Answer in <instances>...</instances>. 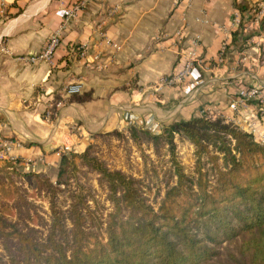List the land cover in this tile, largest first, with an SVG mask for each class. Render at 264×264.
Masks as SVG:
<instances>
[{
	"label": "crops",
	"instance_id": "0c3cea01",
	"mask_svg": "<svg viewBox=\"0 0 264 264\" xmlns=\"http://www.w3.org/2000/svg\"><path fill=\"white\" fill-rule=\"evenodd\" d=\"M188 62L189 76L161 84ZM253 87L264 93V0H0L1 166L53 174L63 146L81 154L96 134L145 123L237 126L257 115L253 102L233 111Z\"/></svg>",
	"mask_w": 264,
	"mask_h": 264
},
{
	"label": "trees",
	"instance_id": "16d2710c",
	"mask_svg": "<svg viewBox=\"0 0 264 264\" xmlns=\"http://www.w3.org/2000/svg\"><path fill=\"white\" fill-rule=\"evenodd\" d=\"M236 8L240 12L246 9L237 4ZM158 134L167 135L172 156L173 137L182 135L198 156L206 153L210 159H221L224 169H216L214 184H208L201 168L196 170V179H191L173 162L176 182L155 211L120 171L100 167L86 152L80 156L73 153V158L84 160L108 182L113 212L106 223V239L86 230L84 218L75 210L70 239L64 247L57 238L63 230L54 215L48 237L51 254L41 256L27 235L16 232L25 252L23 264H207L218 258L223 242L239 236L242 241L237 254H228L218 264H264V145L220 118L173 122ZM66 161L62 155L58 175ZM7 169L13 168L5 163L0 173H7ZM22 177L41 179L35 172H23ZM8 193L7 188L0 187L2 198L8 199ZM0 208L2 213H9L7 202ZM2 213L0 227L7 223Z\"/></svg>",
	"mask_w": 264,
	"mask_h": 264
},
{
	"label": "rangeland",
	"instance_id": "374dc122",
	"mask_svg": "<svg viewBox=\"0 0 264 264\" xmlns=\"http://www.w3.org/2000/svg\"><path fill=\"white\" fill-rule=\"evenodd\" d=\"M158 135L130 126L94 135L84 150L100 167L120 171L132 180L136 193L155 211L167 189L176 182L173 162L191 179H196V170L201 168L209 185L215 182L216 169H224L221 159L215 161L206 153L198 156L196 148L182 135L173 137L172 156L167 135ZM72 154H66L67 161L60 175L59 170L53 174L39 173L40 181L23 178V172L15 168L0 173V187L9 190V198L0 196V204L7 202L10 207L9 213L0 211L7 222L0 227V264H23L25 252L16 232L27 235L41 256L53 253L48 237L54 215L63 230L57 231V238L65 247L75 210L84 218L86 230L97 232L105 241L106 223L113 212L108 182L98 170L80 158H73ZM241 241L239 236L223 242L218 247V258L207 264H218L228 254H237Z\"/></svg>",
	"mask_w": 264,
	"mask_h": 264
},
{
	"label": "built area",
	"instance_id": "2783aa9c",
	"mask_svg": "<svg viewBox=\"0 0 264 264\" xmlns=\"http://www.w3.org/2000/svg\"><path fill=\"white\" fill-rule=\"evenodd\" d=\"M79 7L80 5H76L74 7V10H77ZM72 14H73V11L67 12L68 17L72 16ZM259 14H262V13H259ZM55 45H56V39L53 38L49 42V44L46 46V49L39 56V58H49ZM36 59L37 58H31L30 61L34 62ZM192 68H193V65L188 62L180 73H178L176 76H171V77H167L163 79L161 81V84L171 85L175 82L182 81L184 78L190 75ZM81 89H82L81 84L79 83L71 84L64 88V93L69 96L77 95L81 92ZM246 102H253L258 106L257 115H255V117L248 122L238 123L237 127L241 131L250 134L254 142L260 145H264V128H262V120L264 121V93L259 88H256V87L250 88L249 90L246 91V93L243 95L242 98L234 102L233 104L234 113L239 114V110L241 106H243V104H245ZM46 116L48 117L49 115L46 114ZM259 116L260 118H263V119L259 120ZM153 126L154 125H152V123H145L140 128L148 130L150 132L152 131L154 132L155 128ZM61 150L64 154L70 153V148L68 146H63Z\"/></svg>",
	"mask_w": 264,
	"mask_h": 264
}]
</instances>
